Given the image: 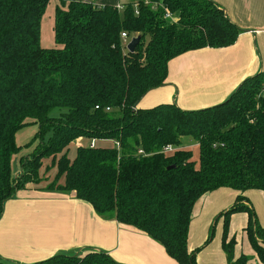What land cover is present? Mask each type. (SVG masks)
<instances>
[{
	"label": "trees",
	"instance_id": "obj_1",
	"mask_svg": "<svg viewBox=\"0 0 264 264\" xmlns=\"http://www.w3.org/2000/svg\"><path fill=\"white\" fill-rule=\"evenodd\" d=\"M49 2L0 0V219L17 191L38 182L42 159H55L78 138L112 141L109 148L79 146L72 161L62 154L44 190L73 194L96 215L146 234L177 264H196L197 251H188L195 204L208 193L230 190L235 204L220 215L228 262L251 264L244 255L233 259L235 240L227 242L230 216L246 213L249 244L264 264V229L244 204L249 191L264 196V71L212 107H139L164 86L170 61L231 47L243 31L211 0H120L118 8L69 0L55 9L56 46L46 50L39 35ZM167 12L175 21L165 18ZM121 33L140 38L133 53L124 49ZM31 124L38 125L41 141L47 132L52 136L13 178L11 159L20 150L15 135ZM193 145L197 162L187 148ZM167 146L173 154L161 153ZM35 264L119 263L89 250Z\"/></svg>",
	"mask_w": 264,
	"mask_h": 264
},
{
	"label": "crops",
	"instance_id": "obj_2",
	"mask_svg": "<svg viewBox=\"0 0 264 264\" xmlns=\"http://www.w3.org/2000/svg\"><path fill=\"white\" fill-rule=\"evenodd\" d=\"M60 1L69 0H50L42 17L39 35L42 49L56 46L54 12ZM84 1L98 7L120 6V0ZM211 1L243 32L231 47L206 48L170 61L164 86L144 96L140 108L175 104L184 111H194L212 107L225 101L245 79L264 71V0ZM45 14L49 21L47 28H44ZM244 197V204L252 208L258 227L264 229L263 194L249 191ZM235 198V192L221 189L204 195L195 204L188 231V251H197L196 264H229L220 242L224 220L219 217L235 204ZM217 221H221V226L210 238ZM247 224L246 213L230 216L227 242L235 240L233 259L244 255L255 264L258 261L245 231ZM89 250L105 253L119 264H177L146 234L115 219L96 215L73 194L27 186L5 203L0 219V261L35 264L56 255L83 256Z\"/></svg>",
	"mask_w": 264,
	"mask_h": 264
},
{
	"label": "rangeland",
	"instance_id": "obj_3",
	"mask_svg": "<svg viewBox=\"0 0 264 264\" xmlns=\"http://www.w3.org/2000/svg\"><path fill=\"white\" fill-rule=\"evenodd\" d=\"M47 17H48V15L44 16V18H43L44 28L45 27L47 28V22H49ZM42 24H43V21H42ZM241 30H243V29H241ZM51 116H53V117L58 116V111H53ZM37 132H38V125L31 124V125L24 127L20 131H18L17 134L15 135V144L17 147H19L20 150L11 159V174H12L13 178H18L22 175L24 168L21 167L22 166L21 163L27 162L28 158L31 160V158H34V156L38 155V153L41 151L43 145L46 144L48 139L51 138V136H52L51 132H47L43 136V140L41 141V139L36 136ZM91 141L92 140H89L87 138H78L74 143H71L70 145H68V147L61 154L60 153L57 154L55 156V159L53 157H50V156L42 159L40 164H39L40 169L38 170V176L36 178V180L38 182L35 183L33 186L37 187V188H42V189L46 188L50 183H52L54 181V179L57 175V167L53 163L55 161H57L62 156V154H65V153L67 155V158L70 161H72L76 156L77 147L81 146V147H89L90 148ZM184 141H185L186 145L190 144L186 140H184ZM42 143H44V144H42ZM113 146H114V144L112 141H95V147H98V148H109V147H113ZM187 148H188V150H190L192 152V160L197 162V160H198V148H197V146L193 145V146H188ZM20 181L21 180H19V182ZM63 183H64V179L60 177L58 179V184L62 185ZM251 192H253V191H251ZM255 192H257V191H255ZM227 209H228V207L225 210H227ZM219 218L222 220L223 217H219ZM216 223H218V225L212 228V231H211L212 234H210V238L212 237V235L215 236V233L217 232V230H219V228L221 226V221H217ZM221 228L223 229V226ZM215 230H216V232H215ZM236 239H237V237H236ZM220 242L222 244V239H220ZM238 247H239V244H238ZM244 252L246 253L245 248H244ZM251 256H252V254H251ZM255 264H258V263L255 262Z\"/></svg>",
	"mask_w": 264,
	"mask_h": 264
},
{
	"label": "built area",
	"instance_id": "obj_4",
	"mask_svg": "<svg viewBox=\"0 0 264 264\" xmlns=\"http://www.w3.org/2000/svg\"><path fill=\"white\" fill-rule=\"evenodd\" d=\"M165 18H166L167 20H173V21H175L174 18H173V16H172L171 14H169L168 12L166 13ZM121 39H122L123 47H124V49L126 50L127 45H128V44L130 43V41H131V38L128 37L125 33H121ZM262 92H264V89H263ZM94 147H95V140H92V141H91V144H90V148H94ZM115 147L118 148V144H117V143H115ZM174 151H175V149H174L173 147H171V146H167V147L163 148V150H162L161 153H162L163 155H171V154L174 153ZM141 153H142V152H139V154H141Z\"/></svg>",
	"mask_w": 264,
	"mask_h": 264
},
{
	"label": "water",
	"instance_id": "obj_5",
	"mask_svg": "<svg viewBox=\"0 0 264 264\" xmlns=\"http://www.w3.org/2000/svg\"><path fill=\"white\" fill-rule=\"evenodd\" d=\"M139 42H140L139 37L132 38L130 43L127 45V48H126L127 52L130 54L133 53L136 46L139 44Z\"/></svg>",
	"mask_w": 264,
	"mask_h": 264
}]
</instances>
